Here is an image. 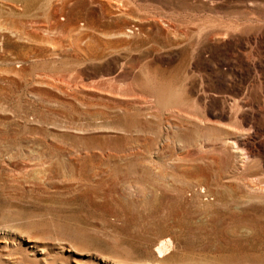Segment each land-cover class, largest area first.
Masks as SVG:
<instances>
[{
  "label": "rangeland",
  "instance_id": "1",
  "mask_svg": "<svg viewBox=\"0 0 264 264\" xmlns=\"http://www.w3.org/2000/svg\"><path fill=\"white\" fill-rule=\"evenodd\" d=\"M0 264H264V0H0Z\"/></svg>",
  "mask_w": 264,
  "mask_h": 264
}]
</instances>
